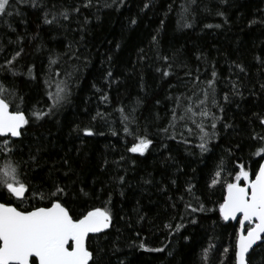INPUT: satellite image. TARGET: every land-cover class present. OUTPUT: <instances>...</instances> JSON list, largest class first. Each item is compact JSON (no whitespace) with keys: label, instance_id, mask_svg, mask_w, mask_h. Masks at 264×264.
<instances>
[{"label":"trees","instance_id":"1","mask_svg":"<svg viewBox=\"0 0 264 264\" xmlns=\"http://www.w3.org/2000/svg\"><path fill=\"white\" fill-rule=\"evenodd\" d=\"M65 9L68 20L44 22L45 12ZM12 12L0 17V85L12 107L48 111L60 82L69 93L26 126L15 159L37 154L38 166H22L26 178L66 184L70 204L81 188L89 206L110 197L112 225L92 240L99 264H234L238 225L220 218L223 191L210 185L221 160L229 169L237 157L258 166L249 152L252 136L264 135V0H23ZM209 80L215 104H200ZM201 109L219 117L215 130ZM201 125L216 132L206 152ZM138 137L152 141L143 155L127 150ZM13 158L0 151V167ZM0 202L15 199L0 191ZM251 264H264V248Z\"/></svg>","mask_w":264,"mask_h":264},{"label":"snow or ice","instance_id":"2","mask_svg":"<svg viewBox=\"0 0 264 264\" xmlns=\"http://www.w3.org/2000/svg\"><path fill=\"white\" fill-rule=\"evenodd\" d=\"M15 3H23V0H15ZM15 3L13 0H0V17L11 16ZM145 7L148 5L146 4ZM49 14L51 19L48 18ZM61 18L68 20L69 11L65 9L59 12H45L44 22L49 25L58 24ZM132 23L135 24L136 21L133 20ZM155 39L156 37H153V40ZM19 55L20 52H16L7 64L11 65ZM163 59L167 61L168 57ZM55 62V60L51 61V63ZM240 71L243 72L244 68L240 67ZM31 72L30 68L29 73ZM108 75L111 76V73L109 72ZM163 75L168 76L169 72L164 71ZM212 77H216L214 70ZM235 87L234 84L233 88ZM261 87L264 88V85ZM7 91L3 85H0V151L8 150L14 158L0 167V191H6L15 202H0V264H99L98 251L92 247V240L97 238L98 234L106 235V230L112 225V211L107 206L111 202L110 197L109 201L101 206H89L86 200H81V197H88L89 193L81 188V196L70 204L66 199L70 197V189L66 184L52 180L50 186L45 187L43 182L35 186L26 178L22 166L31 167L33 164L38 166L37 154L30 151L27 160H24L22 155L19 160L15 159L20 153L17 139L25 135L26 126L51 116L55 108L66 101L69 94L66 82L58 83L56 93L49 94L52 104L49 105L48 111L37 110L31 115H26L19 105L13 108L12 103L4 95ZM215 95L214 81L209 80L208 89L204 91L205 100H200L199 103L205 104L206 99L211 97L215 104ZM103 99L106 100L107 96ZM224 99L227 101L228 96L225 95ZM179 102L180 98L177 97V105ZM190 111V108L186 110V112ZM220 111L223 112L222 107ZM199 115L205 118L211 116L210 126L213 130L216 129V121L219 117L211 114L207 109H201ZM33 117L35 120L32 119ZM173 118H177L175 110ZM124 119L127 120L128 117L124 116ZM260 123L264 124V118L260 119ZM224 126L231 127L228 124ZM199 127L202 133L199 147L202 152L209 151L207 145L215 138L216 132L210 134L202 125ZM82 131L85 136L95 134L90 127H85ZM125 131L127 132L128 129L125 128ZM252 139L258 143L250 146L255 150L249 152V160L259 158L256 160L257 168L253 170L243 157H237L231 169L221 160L210 185V187L220 185L223 191L217 208L220 218L225 222L234 221L238 225L234 231V264H251L250 253L256 248H264V135L256 133ZM151 144L150 139L138 137L137 142L127 150L143 155ZM229 153L231 154V150ZM64 163L68 164V161L65 160ZM119 179L123 182L124 177ZM192 187L189 184V193L192 192ZM78 208L81 210L78 211ZM186 208H190L192 212L205 211L203 203L198 208L192 207L189 203L186 204ZM176 227L179 228L180 225ZM143 246L141 244V247ZM160 250L156 249V251ZM224 251L227 253L228 249L225 248Z\"/></svg>","mask_w":264,"mask_h":264},{"label":"water","instance_id":"3","mask_svg":"<svg viewBox=\"0 0 264 264\" xmlns=\"http://www.w3.org/2000/svg\"><path fill=\"white\" fill-rule=\"evenodd\" d=\"M263 126H264V124H263ZM228 222H234V221H228ZM109 229H110V228H109ZM109 229H108V230H109ZM108 230H106V232H107ZM98 235H99V234H98ZM254 248H256V246H254ZM251 253H252V252H251ZM251 253H250V254H251Z\"/></svg>","mask_w":264,"mask_h":264}]
</instances>
